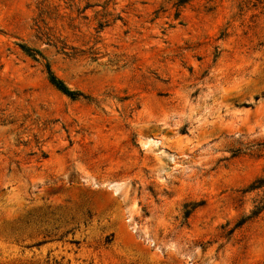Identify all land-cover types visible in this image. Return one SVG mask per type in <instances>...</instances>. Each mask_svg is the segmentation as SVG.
Returning <instances> with one entry per match:
<instances>
[{
  "label": "rangeland",
  "instance_id": "1",
  "mask_svg": "<svg viewBox=\"0 0 264 264\" xmlns=\"http://www.w3.org/2000/svg\"><path fill=\"white\" fill-rule=\"evenodd\" d=\"M0 264H264V0H0Z\"/></svg>",
  "mask_w": 264,
  "mask_h": 264
},
{
  "label": "trees",
  "instance_id": "2",
  "mask_svg": "<svg viewBox=\"0 0 264 264\" xmlns=\"http://www.w3.org/2000/svg\"><path fill=\"white\" fill-rule=\"evenodd\" d=\"M39 29L41 30V28L39 27ZM25 52H27L28 54L29 51H27L26 49H24ZM33 56V55H30ZM50 74V82L52 83L53 86H55L59 91H61L62 93H64L65 95L71 97V98H76L78 96H81V94H78L74 91H71L66 85L65 83L60 80L59 78H57L51 71H49Z\"/></svg>",
  "mask_w": 264,
  "mask_h": 264
}]
</instances>
